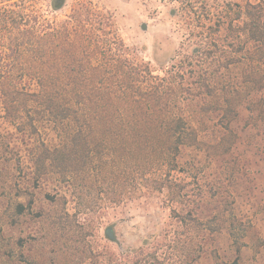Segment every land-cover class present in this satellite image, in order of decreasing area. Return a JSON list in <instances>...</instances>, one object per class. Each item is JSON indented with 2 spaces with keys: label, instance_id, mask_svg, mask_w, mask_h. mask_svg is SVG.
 <instances>
[{
  "label": "trees",
  "instance_id": "1",
  "mask_svg": "<svg viewBox=\"0 0 264 264\" xmlns=\"http://www.w3.org/2000/svg\"><path fill=\"white\" fill-rule=\"evenodd\" d=\"M187 3L195 8L191 0ZM23 5L19 0H0V114L21 135L40 136L47 130L53 134L51 141L38 142L32 181L42 183L55 176L67 183L76 199L73 213L61 198L59 216L39 210L35 223L57 225L55 234L61 239L73 233L83 245L91 228L96 242L99 215L110 205H118L123 196L133 199L141 191L138 180L146 192H165L172 205H178L179 191L171 175L181 150L197 144L196 132L179 109L191 95L182 72L144 61L122 40L115 17L90 0H73L62 20L28 12ZM66 6V0L48 3L54 14ZM236 9L234 20L227 23L230 28L233 22L239 24L228 42V38L221 39L216 24L199 38L188 35L195 37L190 56L201 71L202 95L211 96L218 89L215 81L221 74L212 70L214 64L225 69L253 66L248 77L258 91L264 89V0H243ZM231 47L233 55L227 52ZM157 71L163 76L155 75ZM123 178L129 191L123 192ZM12 208L10 226L30 209L18 202ZM82 215L85 218L80 223ZM91 215L95 228L88 223ZM178 224L189 231H213L188 209ZM159 236L145 238L136 258L129 256L130 250L118 256L103 254L95 245V264H168L159 248L142 252L148 241L153 243ZM176 237H171L169 245L177 264H196L205 254L203 239L186 247ZM15 246L22 248L21 242L7 243L0 232L1 257L14 258Z\"/></svg>",
  "mask_w": 264,
  "mask_h": 264
},
{
  "label": "rangeland",
  "instance_id": "2",
  "mask_svg": "<svg viewBox=\"0 0 264 264\" xmlns=\"http://www.w3.org/2000/svg\"><path fill=\"white\" fill-rule=\"evenodd\" d=\"M19 1L28 12L58 20L69 14L73 3L66 0L64 11L54 14L48 8L50 0ZM90 1L115 17L118 33L128 47L153 66L158 63L165 70L174 66L175 71L182 72L184 86L191 90L179 109L196 132L197 144L181 150L171 175L179 191H175L178 205H172L165 192H146L138 180L141 191L133 199L123 196L118 205H110L99 215L96 242L91 228L85 245L79 244L73 233L61 239L55 234L57 225L45 219L44 224L37 225L34 219L39 210L59 216L63 211L61 198L66 200V210L74 212L76 199L67 183L55 176L42 183L32 181L38 142H49L54 136L48 130L40 136L21 135L0 114V232L10 245L22 244V248L13 249L14 258L0 256V264H95V245L103 254L118 256L130 250L129 256L136 258L140 244L151 234L160 236L153 243L148 241L142 252L159 248L168 264L178 262L171 256L169 240L173 236L186 247L205 241V254L196 264H264V89L258 91L248 77L253 66L238 64L225 69L214 64L212 70L221 74H216L218 89L211 96L202 95L201 71L190 56L195 37L188 36L199 38L216 24L220 26L219 36L228 42L239 23L233 22L230 28L227 22L234 20L236 5L241 6L243 0H191L194 9L189 8V0ZM217 20L219 23H213ZM227 52L233 55L234 48ZM122 182L123 192L129 191L130 185L124 178ZM14 202L30 209L10 226L8 217ZM187 209L213 231L180 227L178 222ZM91 216L88 223L95 228V216ZM83 218L80 216V223ZM108 229L113 231L115 242L108 238Z\"/></svg>",
  "mask_w": 264,
  "mask_h": 264
},
{
  "label": "water",
  "instance_id": "3",
  "mask_svg": "<svg viewBox=\"0 0 264 264\" xmlns=\"http://www.w3.org/2000/svg\"><path fill=\"white\" fill-rule=\"evenodd\" d=\"M106 234H107V236H108V238H109L110 240H115V239H114V236H113V231H112L111 229H108V230L106 231Z\"/></svg>",
  "mask_w": 264,
  "mask_h": 264
}]
</instances>
